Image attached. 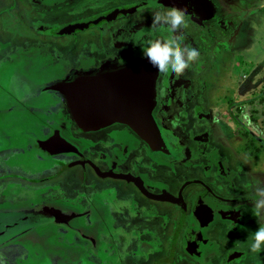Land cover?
<instances>
[{
  "label": "flooded vegetation",
  "instance_id": "af4514ba",
  "mask_svg": "<svg viewBox=\"0 0 264 264\" xmlns=\"http://www.w3.org/2000/svg\"><path fill=\"white\" fill-rule=\"evenodd\" d=\"M239 2L248 6L257 0ZM11 6L24 16L32 13L30 19L37 21L31 29L34 27L38 32L25 37L31 43L14 46L11 31L0 27L2 87H7L14 73L13 63L18 56L14 54L23 50L31 49L36 54L23 55L29 63L34 57L44 56V64L37 73L45 72L48 77H75L82 72L95 74L118 69L142 57V48L155 41L160 33L197 49L205 47L206 51H200L183 74L157 76L152 113L164 150L152 149L121 122L83 131L68 117L62 97L58 93L49 95V100L42 104L47 109L34 122L38 126L36 135L47 137L58 127L70 145L81 153L72 150L47 156L45 162L39 163L42 164L39 169H31L17 161L26 151L44 153L35 142L1 149V161H8L15 171L50 182L47 181L45 188L34 186V203L3 204L0 210L57 202L74 208L79 216L74 220L75 228L69 227L73 225L71 219L61 218L62 222L48 220L26 226L18 233H10L16 221L0 218V261L14 264L9 257L13 254L15 264L28 263L34 258L33 247L21 241V237L36 229L40 236H45L55 226V234L49 240L59 246L65 243L76 251L83 250L84 256H90L89 264H253L248 256L251 251L244 243L258 226L248 199L252 183L235 184L234 176L239 172L229 166L228 159L220 152L218 144L229 146L226 135L220 133L212 119L207 96L210 81L217 75L215 67L226 52L217 51L211 40L203 39L209 35L216 36L218 43H231L239 26V21L233 18L239 19L238 14L244 8L232 11L227 17L218 14V0H13ZM121 8L128 11L117 12L109 20L58 32L66 25ZM170 10L183 11L186 17V27L175 34L152 24V13ZM51 15L61 17V21H47ZM215 25L225 30L231 27L232 31L225 32ZM55 67L59 68L48 69ZM30 109L39 112L34 107ZM250 125L242 128L252 136L256 131ZM258 140L262 143L259 137ZM73 168L83 169L85 179L90 171L95 179L76 183L72 178H55L65 176ZM45 171L46 175L37 177ZM108 181H116L117 185ZM221 181L231 193L225 191ZM103 182L106 184L101 185ZM133 188L136 194L129 191ZM53 192L59 196H50ZM88 226L92 229H87ZM7 234L9 238L2 239ZM81 240L84 246L79 243ZM260 252L256 264H264V248ZM41 262L53 264L48 256L46 259L38 256V264Z\"/></svg>",
  "mask_w": 264,
  "mask_h": 264
},
{
  "label": "water",
  "instance_id": "95a60500",
  "mask_svg": "<svg viewBox=\"0 0 264 264\" xmlns=\"http://www.w3.org/2000/svg\"><path fill=\"white\" fill-rule=\"evenodd\" d=\"M167 1L172 0H163V2ZM126 11L128 10L122 8L111 10L106 14H99L76 24L61 27L58 32L64 33L70 29H75V27H83L90 22H97L101 19L109 20L117 12L124 13ZM170 39L174 38L165 33H160L156 40L167 41ZM15 59L13 76L16 77V87L21 89L23 83L26 82L25 88L28 92L24 98L19 93V97L18 93L12 90L15 86L14 83L9 96L21 109L25 106L28 113L35 116L32 123L44 114L41 111L47 108L42 104L49 100V97H51L49 95L58 93L65 102L68 117L81 130H96L114 122H121L127 124L133 133L144 139L152 149H165L163 138L152 113L156 101L155 84L159 73L153 71L143 57L112 71H102L95 74L82 72L75 77L68 75L65 77H48L39 74L37 79H32L27 67L29 61L27 57H16ZM171 74L175 75L174 73ZM6 104H9V102ZM31 107H34V111L39 112H32ZM37 107H40L39 110ZM7 108L11 110L13 105L10 104ZM12 118L18 122L13 120L10 122ZM19 121L23 120L16 117H8V119L2 117L0 119V150L25 146L28 141H31L35 142V146L44 151V153L26 151L22 158L17 161L19 164H23L27 168L39 169L42 165H39V163L45 162L47 156L67 153L72 150L79 152L76 146L70 145V142L61 134L58 127L52 130L47 137H38L36 135L38 126L35 127L34 124H31V127L27 129V125L25 130L21 131L19 127L23 126V123L19 124ZM13 132H19L21 139L17 141ZM34 215L35 217H32ZM77 216H79L77 210L57 202L0 210L2 220L16 221L10 233H18L26 226L33 224L35 226L48 220L62 222L61 218L71 219L73 225L69 227L75 228L74 220ZM69 224L65 223V225ZM6 237L9 238L8 234L2 239Z\"/></svg>",
  "mask_w": 264,
  "mask_h": 264
},
{
  "label": "rangeland",
  "instance_id": "374dc122",
  "mask_svg": "<svg viewBox=\"0 0 264 264\" xmlns=\"http://www.w3.org/2000/svg\"><path fill=\"white\" fill-rule=\"evenodd\" d=\"M218 2L220 6V12L218 14L225 15L227 17L231 16L232 11L244 8L240 12V14H238L239 19L236 18V16H234L233 18L235 19V22H238L240 18L242 17V22H243L241 32L239 33L238 31L236 33V40H235L237 41L236 42L237 47L239 46L241 47V50L239 53H237V57H236L237 63L240 64V66L236 65V68H240V70H237L236 68L235 69H236L238 76H240L241 73L249 72L250 74L252 73V70H253L252 67L254 66L255 62L258 59L262 61V57L264 56V7H258L257 2L256 3L252 2L250 5L244 6L240 4L239 0H218ZM12 4H13V0H0V6H5V7L7 6V9L1 10L0 8V11H1L0 12V27L3 26L7 28L9 31H11L10 34L12 36L10 34H7V35H10L12 39H15V42L13 44L14 46L16 45L22 46V45L31 43L32 40L26 39L25 37H28L31 34L36 35V32H38L37 29H34V27H32L33 29H31V26H34L37 19L33 18L31 20L30 17H32V13L30 12H27L25 14L26 16L25 17L21 11H16V8L11 6ZM16 6H18V2H16ZM253 8L255 9L253 11H250ZM247 10H249V12H246L245 14L242 15V13ZM46 20L49 22H52V21L58 22V21H61V17H58V16L56 17L54 15H51L48 18H46ZM31 21H32V24L30 25ZM215 26L218 27L220 30H224L225 32L230 33L232 31L231 27L225 30L219 27L218 25H215ZM2 35L5 36L6 34L4 35L2 33ZM8 38L10 37L8 36L5 38L7 39L5 40V42L8 41ZM203 39L206 41L211 40L212 45H215L214 48H216L217 51H221V52L223 50H225V52H232L231 47L233 46L231 43L235 42L233 41V39H231V43L226 42V41H220L218 43L219 40L217 39L216 36L210 37L209 35L204 36ZM198 50L199 52L206 51L205 47L198 48ZM204 57L206 58L207 63H208L209 57H207V52ZM32 64L30 65L28 61L27 67H28L30 74L32 75V79H37L39 74L37 73L35 69H31ZM216 65L217 63H215L213 66L215 67ZM12 75H13V72H12ZM12 75L9 79V83L7 87L5 86L2 87L1 83H4V79L0 78V82H1L0 83V119L2 117L4 119H8V117H16L17 119H22L24 122L19 121L20 122L19 124L23 123V126L19 127V130L22 131V130H25L26 125H28V127H31V124L32 125L34 124L32 122L35 119V116L32 115L31 113H28V109L26 110L25 106L21 109L20 106L16 104L15 101H12L13 99L9 96L11 87L16 81V77ZM263 77H264V74L258 79V82H256L253 86H251V88L257 90L254 92V94H256L258 92V89H261L262 86L264 85ZM222 78H223V83L222 81H220L221 83L220 85L224 87L225 89H223L222 87L213 89L211 87L207 90V96L209 97L210 102L213 101L215 103L216 102L215 98L216 100L217 98H220L222 100L225 96L232 95V91L235 89V86L238 85V81H239L238 77H233L232 80L234 82H231V83L229 79L227 78V76H224ZM236 78H238L237 81H235ZM16 84L17 82L15 83V86L12 90L16 91L18 95L19 93H21L22 94L21 97L24 98L25 95H27L26 93L28 92L26 91L27 88H25L27 83L24 82L23 87L21 89H18L16 87ZM44 93L46 94L47 92H44ZM240 96L241 95L237 97H240ZM259 97L260 95L256 96V98H254L251 102L247 100V104L245 103V105L247 107L249 105L250 107H248L249 109L247 108L245 110L246 112H248L247 116H249L251 113V108L255 109L253 112L259 118V120H257V123H258L257 127L259 128L260 127L259 124L261 123L262 125L261 134L263 133L262 135L260 134V131L255 130L254 124L250 125L251 127L250 129H253L256 131L254 135L252 134V136L251 135L249 136L248 134L244 133L243 128L245 127L244 125H247V122L244 120L242 115H240L238 118L236 116L234 117V114L236 113L235 110H233V113L229 109L222 110V111H220V109L213 110V115L217 119V122H215V125L216 127H218V130H220V133H223L225 135H230L229 138L227 137L225 138L229 147H225L223 145L218 144L220 148V152L224 157L228 159L229 166L239 172V175L234 176V182L235 184L241 185V186L247 182L252 183L253 179L257 176L264 178V151L261 152V148H263L264 146L263 145L264 144V122H263L264 121V95H262V98H259ZM7 102H9V104H6ZM10 104L13 105V108L11 110L7 108L8 105ZM245 113L243 115H245ZM11 120L17 121V120H14L13 118L10 119V122ZM258 137L259 139H261L263 144L260 143V141L258 140ZM251 138H253V140L257 139L258 141L256 140V143L255 141L254 142L252 141L251 143ZM15 139L17 141L20 140L21 139L20 135H17ZM254 143L256 145L258 144L259 146L253 145ZM245 148H248V150ZM243 150H246L247 154H249V151H251L250 152L251 155L255 153V159L252 158L253 160H250L249 158L248 160L250 161H248L247 160L248 157L244 155ZM251 155L250 157H253ZM241 164H243V168L239 169V166ZM12 167L13 166H11L8 163V161L4 159V162H2L0 159V205H3V204L10 205V204H16V203H21V204L34 203L35 201V195L33 193L34 186L37 189L43 188V187L45 188V186L48 185L47 181L49 180L47 181L45 180V182L39 179L34 180L35 178L34 177L31 178L32 175L30 173L25 174L21 171H15ZM248 167H251V170L254 169V171H252V173L250 174L249 178L246 176V173H245V169ZM52 171L54 172L55 170H52ZM82 171L83 169H80V168L79 169L76 168L74 170H68L65 176L61 174L63 176L59 175L55 178L59 179L63 177L65 180H69L72 178L75 180L76 183H80L84 180L89 182L95 179L94 175L90 171L87 172V178L85 179ZM43 174L46 175V171L42 172L41 174H38L37 177L43 176ZM108 182H112L113 184L117 185L116 181H108ZM221 182L223 183V186L225 187V191H227L228 193L229 192L231 193V190L229 191V189L226 187V184L223 181ZM105 184H106L105 182L101 183V185H105ZM129 191L136 194V190L134 188L132 190L129 189ZM69 195L74 196V193H71ZM50 196L58 197L59 193L53 192ZM87 196L89 198L91 197V194H88ZM131 196L129 198H131ZM129 201L131 202L132 199H129ZM248 234L249 233H247L246 235ZM248 241H249V236L244 242L247 244V246H248ZM79 243L83 244V246L85 244L82 240ZM225 244H226L225 246L228 245V243H225ZM17 248H19V246H17L15 249ZM260 251H259V254H261ZM20 254H23V252H21ZM38 256H41V255L34 254V258H31V260L28 263L23 262V264H38ZM248 256L252 258L253 264L254 263L256 264L259 262L260 257L258 256L257 252L251 251L250 254H248ZM9 257L15 264V260L13 259V254H10ZM41 257L42 259H46L47 256L42 254ZM89 258L90 256L87 255V257L83 256V257L77 258L76 261L77 262L83 261V264H89L88 263ZM41 264H48V263L41 262Z\"/></svg>",
  "mask_w": 264,
  "mask_h": 264
},
{
  "label": "clouds",
  "instance_id": "9594fccd",
  "mask_svg": "<svg viewBox=\"0 0 264 264\" xmlns=\"http://www.w3.org/2000/svg\"><path fill=\"white\" fill-rule=\"evenodd\" d=\"M257 4L259 7H264V0H257ZM152 24L161 30L175 34L186 27L187 22L183 11L170 10L152 13ZM141 54L153 71L161 75L168 73L181 75L199 57L200 52L196 47L189 46L175 38L168 41H149L147 46L142 48ZM245 119L248 124H251L247 113H245ZM248 199L258 225L250 233L248 248L250 251L259 252L264 248V178L257 176L253 179ZM0 264L3 262L0 261Z\"/></svg>",
  "mask_w": 264,
  "mask_h": 264
},
{
  "label": "crops",
  "instance_id": "0c3cea01",
  "mask_svg": "<svg viewBox=\"0 0 264 264\" xmlns=\"http://www.w3.org/2000/svg\"><path fill=\"white\" fill-rule=\"evenodd\" d=\"M254 9L255 8H253L250 11H253ZM246 12H249V10L243 12L242 15L245 14ZM242 25H243V22H242V17H241L240 20H239V26H238V29H237V31H239V33L241 32ZM235 40H236V34L233 37V41H235ZM236 42L237 41H235L234 43H232V46H233V47H231L232 52H226V53L223 54L222 57H220L221 58V59H219L220 62L215 67V70L217 71V75L216 76H213L212 80L210 81L209 88L212 87L213 89H217L219 87H222L220 85L221 84L220 81H222V83H223V78L222 77L227 76V78L229 79L230 83L231 82H234L232 80L233 77H238L239 78L238 85L235 86V89L232 91V95L225 96L222 100L220 98H217V100H216V98H215V101H216L215 103L213 101H211V102L209 101V103H210L209 110L211 112L212 119L215 122H217V119L213 115V110L214 109H220V111H222V110H228L229 109L232 113H233V110H235V112H236L235 114L236 115L234 114V117L236 116L238 118L240 115H242V117L246 121L245 115H243V114L246 112L245 109H247L248 107H250L249 105H248V107L245 105V103L247 104V100H249V101L250 100H253L254 98H256V96H258L260 94L264 95V85L262 86L261 89H258V92L256 94H254V92L257 91V90L251 88V86H253L256 82H258V79L264 74V56L262 57V61H260L258 59L255 62L254 66L252 67V69H253L252 70V73H250V74H249V72H247V73H241V75L238 76V74L236 72V69L237 70H240V68H236V65L240 66V64L237 63L236 57H237V53L240 52L241 47L240 46L237 47ZM238 78H236L235 81H237ZM222 88L225 89L224 87H222ZM239 95H241V96L240 97H237ZM262 95L259 98H262ZM238 106H240L241 112H237L236 108ZM246 113H248V112H246ZM247 118H249L250 120H252L250 118V115L247 116ZM254 128H255L256 131H260V134H261L262 130L260 128H258V127H254ZM229 136L230 135H226L224 138H226V137L229 138ZM225 141H226V139H225ZM243 151H244V155L246 157H248L247 160L249 158H250V160L255 159V153L252 155L253 157H250V155L246 153V150H243ZM263 151H264V149L261 148V152H263ZM250 160H248V161H250ZM240 166H243V164H241ZM252 171H254V169L251 170V167H248V168L245 169V172H246V174H248V176H250V174L252 173Z\"/></svg>",
  "mask_w": 264,
  "mask_h": 264
},
{
  "label": "bare ground",
  "instance_id": "6f19581e",
  "mask_svg": "<svg viewBox=\"0 0 264 264\" xmlns=\"http://www.w3.org/2000/svg\"><path fill=\"white\" fill-rule=\"evenodd\" d=\"M36 55L32 53V50H23V51H19V53H16L14 55H18L17 57L23 56V55ZM30 56V57H32ZM44 56H38V57H34L32 59V62H30L29 64L31 66V69H35L36 71H39L40 66L44 64ZM59 67H55V68H48L51 71L57 69ZM39 74V73H38ZM47 73H41V75H46ZM65 203L69 204L72 203L70 201L64 200ZM74 204V203H72ZM53 227V226H52ZM91 227L88 226L87 229H90ZM55 226L53 227V229L50 232H47L45 236H40L39 235V229L33 230L30 233L24 235L23 237H21V241H23L24 243L28 244L29 247H33L32 251L34 254L36 255H45L47 254L48 259L51 261V263L53 264H83L82 262H77L76 259L79 257H83L85 255V252L82 250H78L76 251L74 249V247H70V245L68 244H61L59 246V244H55L52 243L49 240V237H51L52 235L55 234ZM92 229V228H91ZM42 249V250H41ZM59 250V251H58ZM60 250H62V252H60ZM64 251V252H63Z\"/></svg>",
  "mask_w": 264,
  "mask_h": 264
},
{
  "label": "trees",
  "instance_id": "16d2710c",
  "mask_svg": "<svg viewBox=\"0 0 264 264\" xmlns=\"http://www.w3.org/2000/svg\"><path fill=\"white\" fill-rule=\"evenodd\" d=\"M262 94H260V96H261ZM250 101H252V100H250ZM236 110H237V112H241V109H240V106H238L237 108H236ZM255 109L254 108H251V113H250V118L252 119L251 121V124L253 125V123H254V125H255V127H257V125H258V123H257V120H259L258 119V117L256 116V114H254V111ZM264 122V121H263ZM260 125V129H261V123L259 124ZM244 131V133H246L247 134V131L244 129L243 130ZM252 141L254 142V140L251 138V143H252ZM253 145H256L255 143L253 144ZM256 146H259L258 144L256 145ZM245 149H248V148H245ZM250 152L251 151H249V154H250ZM254 154V153H253ZM252 154V155H253ZM251 155V154H250Z\"/></svg>",
  "mask_w": 264,
  "mask_h": 264
}]
</instances>
